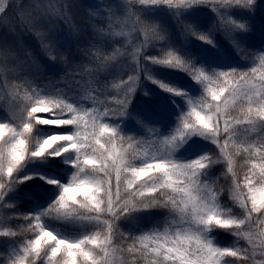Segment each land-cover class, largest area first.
<instances>
[{
	"label": "trees",
	"instance_id": "trees-1",
	"mask_svg": "<svg viewBox=\"0 0 264 264\" xmlns=\"http://www.w3.org/2000/svg\"><path fill=\"white\" fill-rule=\"evenodd\" d=\"M35 2L46 13L40 24L55 45L51 54L21 23L20 12L33 7ZM217 7L219 11H215L212 4L175 8L165 4L140 5L139 0H9L5 11L0 13V81L12 87L14 96L10 104L0 99V123L20 126L34 89L43 90L44 95L61 90L64 96L61 98L76 106L85 120L94 118L97 123H107L116 130L117 151L125 154L126 159L139 164L146 153L159 158L166 151L164 139L177 133L191 105L195 104L200 110V104L209 99L205 86L210 84L216 88L221 82L213 79L202 84L187 71L154 63L147 57L160 59L173 51L209 75L256 67L254 78L259 80L264 71L260 68V58L264 55V0H256L254 10L224 9L218 4ZM221 16L245 24L246 30L229 28L226 22L223 27ZM153 26H158L155 33ZM186 26L207 35L212 42L192 35ZM92 52L113 59L102 64L93 58ZM53 55L56 59L51 58ZM161 83L182 94L166 90ZM127 95L129 101L123 107L120 102ZM120 110L124 111L123 116L115 114ZM36 115L51 118L48 113ZM240 115L239 111L232 112L235 118ZM245 127L237 126L236 135L237 140L247 146L248 141L256 140L258 132L245 133ZM74 131L68 126H37L32 134H26L32 138L30 152L49 136ZM5 132L7 135V130ZM108 135L105 134L102 142ZM182 144L183 141L172 152L177 162L186 163L211 155L218 157L217 163L210 166L201 179L213 186L222 211L239 213L227 158L219 153L218 146L205 136L194 147L184 148ZM228 151L241 181L251 162L259 163L256 154L236 153L231 148ZM76 155L56 156L51 152L41 157L29 155L11 179L0 176V182L5 184L0 190V231L17 233L14 237L0 236V264H8L17 254H22L20 248L24 243L35 238V232L28 226L33 217L39 216L47 230L62 238H80L97 230L99 225L94 221L66 219L50 211L62 187L78 172ZM154 175V172L149 173V176ZM161 198L167 199L166 196ZM254 219L252 233L258 241L262 230L260 220L264 217L257 219L254 215ZM181 223L178 211L163 207L132 211L116 221L119 231L137 237L172 231ZM208 237L220 247L251 248L246 239L228 230L213 228ZM62 255L63 251L56 259L60 260ZM113 259L115 264H120V253H113ZM233 260L224 257L222 264L224 261L231 264ZM36 264H47L43 253ZM136 264L143 261L137 259Z\"/></svg>",
	"mask_w": 264,
	"mask_h": 264
},
{
	"label": "snow or ice",
	"instance_id": "snow-or-ice-1",
	"mask_svg": "<svg viewBox=\"0 0 264 264\" xmlns=\"http://www.w3.org/2000/svg\"><path fill=\"white\" fill-rule=\"evenodd\" d=\"M8 2L0 0V13L5 11ZM139 4H165L175 8L212 4L213 9L219 11L218 4L224 9L239 7L254 10L256 0H139ZM42 16L46 13L38 2L20 12L22 26L33 32L43 49L51 54L55 45L41 27ZM221 21L223 27L226 22L229 28L235 26L246 30L245 24L227 20L224 16H221ZM157 27L153 26L154 33ZM186 28L199 39L212 42L207 35L194 32L191 26ZM160 38L164 37L160 35ZM91 55L102 64L113 59L99 52H92ZM51 58L56 59V56ZM147 59L187 71L202 84L213 79L221 82L216 88L210 84L205 86L209 99L200 104V110L195 104L191 105L177 133L164 139L166 151L159 158L149 157L146 153L139 164L126 159L125 154L117 151L114 142L116 130L107 123H97L94 118L85 120L76 106L61 98L64 97L61 90L44 95L43 90L34 89L32 102L25 107L22 124L17 127L0 123V176L11 179L29 155L41 157L49 152L56 156L76 153L75 167L78 172L69 184L62 187L50 211L66 219L89 220L99 225L90 234L70 239L47 230L39 216L33 217L28 226L35 232V238L27 240L20 248L22 254H17L8 264H36L42 259V253L47 264H61V261L62 264H115V252L121 255L120 264H136L137 259L143 264H222L224 257L234 258L231 264H264V219L260 220L262 230L258 241L252 233L256 222L254 215L257 219L264 217V71H261L259 80L254 78L256 67L249 71L233 70L209 75L203 68H197L173 51H168L160 59ZM260 68L264 69V55L260 58ZM161 86L177 95L182 94L162 83ZM131 91L129 89V93ZM128 101L129 95L120 103L126 107ZM233 111L241 113L239 118L232 116ZM37 113H48L51 118H40ZM115 114L123 116L125 113L120 110ZM40 125L68 126L75 131L49 136L36 146L35 151L30 152L32 138L26 134H32ZM237 126H246L245 133L256 130V140L248 141L244 146L237 140ZM106 133L109 134L108 139L102 142ZM197 134L211 139L218 146L219 153L227 158V170L232 174L233 198L239 204V213L228 210L226 214L222 211L217 195L201 179L206 170L217 163L218 157L203 156L186 163L173 159L172 152L180 142ZM230 148L236 153L258 156L259 163L255 160L251 162L242 181L234 170V160L228 151ZM150 172L156 175L149 176ZM145 176L148 179L145 180ZM4 187L5 184L0 182V190ZM162 196L167 199H162ZM153 207L178 211L182 223L172 231L138 237L129 236L117 228L116 221L124 214ZM213 228L228 230L236 237L246 239L251 248L215 245L208 237ZM16 235L13 230L0 231V236ZM62 251L63 255L57 260ZM29 257L32 259L29 260ZM224 264L229 262L224 261Z\"/></svg>",
	"mask_w": 264,
	"mask_h": 264
},
{
	"label": "rangeland",
	"instance_id": "rangeland-1",
	"mask_svg": "<svg viewBox=\"0 0 264 264\" xmlns=\"http://www.w3.org/2000/svg\"><path fill=\"white\" fill-rule=\"evenodd\" d=\"M232 35L229 37L230 39H232ZM14 96V91L12 89V87L7 86L4 81L1 82L0 81V99L5 101L7 104H10L11 98ZM204 136L201 135H193L190 137H187L184 141L182 146L184 148H191L194 147V145L199 142L201 140V138H203ZM206 183H208L206 181ZM211 188L213 187L210 183H208ZM213 189V188H212Z\"/></svg>",
	"mask_w": 264,
	"mask_h": 264
}]
</instances>
